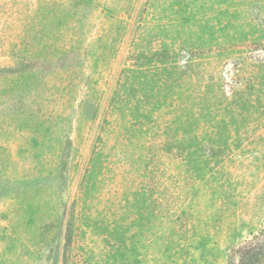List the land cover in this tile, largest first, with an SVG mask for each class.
<instances>
[{"label":"rangeland","instance_id":"374dc122","mask_svg":"<svg viewBox=\"0 0 264 264\" xmlns=\"http://www.w3.org/2000/svg\"><path fill=\"white\" fill-rule=\"evenodd\" d=\"M262 228L264 0H0V264H227Z\"/></svg>","mask_w":264,"mask_h":264},{"label":"trees","instance_id":"16d2710c","mask_svg":"<svg viewBox=\"0 0 264 264\" xmlns=\"http://www.w3.org/2000/svg\"><path fill=\"white\" fill-rule=\"evenodd\" d=\"M48 18L45 13L38 14V17L26 27V32L29 33L24 40L42 36L48 26ZM227 264H264V228L234 250Z\"/></svg>","mask_w":264,"mask_h":264}]
</instances>
